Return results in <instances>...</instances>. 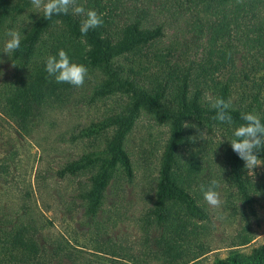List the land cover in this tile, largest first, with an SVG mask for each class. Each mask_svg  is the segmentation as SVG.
Masks as SVG:
<instances>
[{
    "label": "trees",
    "instance_id": "trees-1",
    "mask_svg": "<svg viewBox=\"0 0 264 264\" xmlns=\"http://www.w3.org/2000/svg\"><path fill=\"white\" fill-rule=\"evenodd\" d=\"M188 1L205 17H197L192 23L199 33L206 32L205 44L192 55L181 52L176 42L158 46L160 27L148 29L136 19L112 35L105 30L108 21L102 16L101 26L82 35L79 27L84 17L73 14L71 9L50 20L44 19L42 12L23 30L16 52L7 56L0 45V67L6 64L0 78V113L23 132L36 108L66 101L76 89L92 82L89 79L96 83L95 93L125 97L109 117L112 130L102 147L83 153L65 167L69 172L87 174L82 200L89 217L96 215L108 186L132 177L126 136L135 117L144 113L156 122L168 124L151 206L141 220L145 238L158 247L165 264H185L206 251L202 236L210 219L200 202V185L212 179L202 181L208 167L206 154L190 149L186 155H179L187 121L227 126L230 134L243 122L242 113L255 112L264 122V99L254 77L257 67L253 66L256 53H264V29L260 25L264 22V0ZM101 2L86 0L84 8L100 14ZM10 4L11 0H0V44L16 22L13 17L7 18ZM60 49L73 62L87 67L82 87L57 83L45 71L46 58L57 55ZM233 93H238L236 101L231 100ZM209 96L231 102V125L213 119L215 110ZM229 152L228 176L236 183L243 205L232 245H244L252 238L248 227L253 214L251 193L264 188V177L258 185L248 180L244 161L232 148ZM258 158L264 160V148ZM36 232L32 223L0 227V264L48 263L53 253L50 257L44 255ZM227 253L220 264H264V242L249 252L229 249Z\"/></svg>",
    "mask_w": 264,
    "mask_h": 264
},
{
    "label": "rangeland",
    "instance_id": "rangeland-1",
    "mask_svg": "<svg viewBox=\"0 0 264 264\" xmlns=\"http://www.w3.org/2000/svg\"><path fill=\"white\" fill-rule=\"evenodd\" d=\"M77 3L84 7L86 0ZM101 3V13L108 21L105 30L112 35L136 19L148 29L160 27L161 35L157 38L160 47L176 42L181 52L192 55L205 44V30L199 33L192 24L197 17L203 20L205 17L193 10L188 0ZM9 6L7 18L16 20L11 30L21 34L42 13L32 6L31 0H11ZM260 25L264 29V22ZM6 39L5 33L0 44L3 50ZM256 57L254 77L260 83L261 91L257 90L264 99V53L257 52ZM1 65L0 78L6 64ZM90 80L66 101L36 108L26 132L0 113V227L34 224L35 237L44 255L50 257L53 253L46 264H165L158 247L149 237L145 238L141 220L151 206L156 173L168 137L166 122H156L144 113L135 117L126 136L132 177L107 187L94 217L85 214L82 200L87 174L65 169L83 153L102 147L112 130L109 117L125 98L95 93L96 83ZM237 98L238 93H233L231 100ZM209 125L187 121L178 152L184 156L192 149L206 154L208 167L202 181L207 178L218 181L217 191L223 203L212 208L201 195L200 202L210 219L202 236L206 251L185 264H220L229 249L249 252L264 242V188H258L251 193L253 214L248 227L252 238L244 245H232L241 224L239 210L243 209L237 185L228 176L227 154L231 149L228 141L232 134L227 126ZM193 126L203 131V136ZM252 171L254 176L244 167L248 180L260 183L264 165ZM108 245L111 247L107 248Z\"/></svg>",
    "mask_w": 264,
    "mask_h": 264
},
{
    "label": "clouds",
    "instance_id": "clouds-1",
    "mask_svg": "<svg viewBox=\"0 0 264 264\" xmlns=\"http://www.w3.org/2000/svg\"><path fill=\"white\" fill-rule=\"evenodd\" d=\"M31 4L35 9L43 12L46 20L52 19L54 15H66L70 9L73 14L83 16L79 31L85 36L90 29H95L103 24L102 13L98 14L94 9H85L77 3V0H31ZM6 37L3 53L8 56L20 49L22 34L17 30L10 29L6 32ZM45 71L57 83H67L77 88L84 85L88 75L87 67L73 62L63 49L58 50L57 55H49L46 58ZM208 100L211 108L215 110L213 119L231 125L233 117L228 111L231 102L212 96H209ZM240 119L243 122L234 128L232 138L228 142L232 150L244 161L245 169L254 176L255 173L252 170L257 166L264 165V160L258 158V153L264 148V122H262L261 116L255 112L242 113ZM193 128H196L198 134L203 136V131L199 130L197 126H193ZM193 138L195 139V137ZM218 187V181L215 179H212L207 185H200L203 199L212 208H219L223 203L220 193L217 191Z\"/></svg>",
    "mask_w": 264,
    "mask_h": 264
}]
</instances>
